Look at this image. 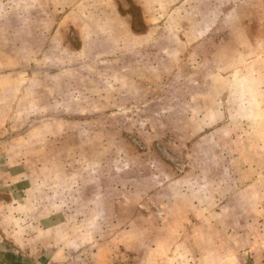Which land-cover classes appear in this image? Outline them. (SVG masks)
I'll return each instance as SVG.
<instances>
[{
	"label": "rangeland",
	"instance_id": "1",
	"mask_svg": "<svg viewBox=\"0 0 264 264\" xmlns=\"http://www.w3.org/2000/svg\"><path fill=\"white\" fill-rule=\"evenodd\" d=\"M117 1L134 17V54L117 40L124 31L110 20L108 0H5L0 8L11 37L14 28L44 33L46 24L30 19L45 16L89 21L85 34L102 36V51L81 50L71 31L69 54L39 56L53 67L27 73L29 86L60 81L65 88L53 89L48 113L66 151H51V182L42 191L69 195L53 203L77 213L70 222L82 223L76 244L87 242L85 254L102 237L137 258L149 240L169 262L181 238L176 264L231 256L224 264H264V0H168L150 23H141L134 1ZM78 192L90 200L74 199ZM93 207L111 214L95 216ZM94 222L115 230L97 231Z\"/></svg>",
	"mask_w": 264,
	"mask_h": 264
},
{
	"label": "crops",
	"instance_id": "2",
	"mask_svg": "<svg viewBox=\"0 0 264 264\" xmlns=\"http://www.w3.org/2000/svg\"><path fill=\"white\" fill-rule=\"evenodd\" d=\"M23 1L25 0H15L19 3ZM132 1L143 11L141 23H150L153 22L152 17L163 16L162 7L169 2L168 0ZM15 2L14 5H16ZM107 5H110L112 9L110 20L121 24L120 34L124 31L117 40L120 43L128 42L130 48L126 47V50L129 49L128 53L134 54L135 48L132 42L137 40L138 36L132 28L133 14L123 13L117 0H108ZM5 7V0H0V8ZM4 14L5 10L0 11V264H71L76 253L85 254L83 248L87 242L76 244L79 238H83L79 235L80 230L83 229L80 225L82 223L72 226L70 216H75L77 213L74 214V211L67 206H54L55 200L61 199L63 202L68 200V194L65 195L63 192V196L56 197L57 193L48 192L46 189L42 191V188L51 182L46 180V168L52 164L51 161H54V157L51 158L53 156L51 151H66L64 142L61 141L63 134L56 135L50 129L55 116L53 113H48L49 105L52 106L54 103L53 89L59 90L56 93H63L65 88L60 81L56 84L46 82L44 85L29 86L32 80L27 73L37 72L39 65L47 67L46 69L53 67L52 58L49 62L46 59L40 63L39 56L54 57L55 54H59L55 53V49H61L62 55L65 54L64 49H66V54H69L70 43L67 37L71 31H75L82 40L81 50L96 48L97 51H102V36L97 33L93 36L85 34L83 29L89 21H83L79 26L77 18L54 19L45 16L30 19L31 22L36 21L40 26L45 23L44 33L37 32L25 36L14 28L11 37V34H6L3 29L6 23ZM167 17L169 13L166 19ZM242 23H245V20ZM117 30L110 31V40ZM245 37L246 35L241 39ZM149 38L150 36H147L143 39ZM251 46V44L247 45L249 48ZM121 52L116 51L114 54ZM97 55L102 56L101 52ZM108 55L113 54L110 52ZM260 56L263 55L259 54L258 57ZM261 60H263L262 57ZM260 63L262 66L264 62ZM50 90L52 92L49 93ZM54 164L58 165V163ZM42 178L44 183L39 184ZM82 195L78 192L74 199L77 198L83 202L90 200V197ZM94 195V200L101 198V193ZM89 210L93 215L100 216L102 211L111 214L112 209L93 207ZM82 212L84 211L80 210V213ZM96 224L97 227H95ZM94 227L97 231L115 230L112 225L108 229V225L97 222H94ZM146 230L149 231L150 227L143 228V231L146 232ZM155 242L159 243L160 240H154ZM150 244L149 240L146 242L143 240L142 255L134 258L133 249H128L127 246H115L111 239L99 237L94 240L91 246L92 251L83 255L81 264H167L168 261L162 256L163 249L154 245L151 247ZM181 244L183 239L180 238L177 245L173 247L175 251L173 250V256L169 260L171 264L180 263V260L176 261V259L179 255L181 256ZM75 247L77 248L74 249ZM118 253L122 260L120 262ZM233 258V256L222 258L217 264L233 262ZM236 262L240 263V259L237 258L234 263Z\"/></svg>",
	"mask_w": 264,
	"mask_h": 264
}]
</instances>
